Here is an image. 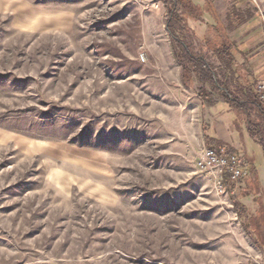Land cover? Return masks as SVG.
Segmentation results:
<instances>
[{
    "label": "rangeland",
    "instance_id": "obj_1",
    "mask_svg": "<svg viewBox=\"0 0 264 264\" xmlns=\"http://www.w3.org/2000/svg\"><path fill=\"white\" fill-rule=\"evenodd\" d=\"M214 3L262 29L253 90L264 0ZM166 20L163 0H0V264H264V187L195 166L211 146L259 170L263 151L185 88ZM201 21L188 42L218 66Z\"/></svg>",
    "mask_w": 264,
    "mask_h": 264
},
{
    "label": "trees",
    "instance_id": "obj_2",
    "mask_svg": "<svg viewBox=\"0 0 264 264\" xmlns=\"http://www.w3.org/2000/svg\"><path fill=\"white\" fill-rule=\"evenodd\" d=\"M202 1L203 4L200 5L193 0H163L169 38L174 49H180L175 53V57L182 69V81L196 90L199 98L203 100V105L208 107L223 102L230 109L242 113L248 136L260 145L264 156V106L249 83L244 82L247 79L238 74L241 68L232 54L235 45L222 34L223 25L217 21L216 26L209 29L203 38L204 45L211 48L210 51L219 61L218 66L209 63L207 58L194 51L191 42H188L195 34L189 28L188 21L201 20L210 7L208 0ZM250 108L254 109L256 119L251 116ZM205 140L208 145L206 135ZM245 159L248 162V159Z\"/></svg>",
    "mask_w": 264,
    "mask_h": 264
},
{
    "label": "crops",
    "instance_id": "obj_3",
    "mask_svg": "<svg viewBox=\"0 0 264 264\" xmlns=\"http://www.w3.org/2000/svg\"><path fill=\"white\" fill-rule=\"evenodd\" d=\"M210 1L211 2H210L209 9L202 16V19L204 20L203 23L205 26L204 30L202 31L203 35L206 36L209 29L216 26L217 21L219 23H221L224 27L222 34L225 36V38L227 40H229L230 42H233L235 45V48L232 49V54L237 59L239 65H240V68H241V70L239 71L238 74L240 76H243L244 79H247L248 75L249 76L253 75V77H254L255 76L254 75L255 70L257 69L256 66H253V65L251 66V68H252V70H250L251 73L248 74V72L246 71V66H247L246 64L249 62V59H247V60L245 59V57L248 56L247 55V49H246V47H248V46H247V43L245 40L247 39V37L249 36L250 33H253L255 31L254 34H256V32H257V34H259V32L262 31V29H260L258 27L259 24H258L257 20L254 21L251 19L249 22L246 15L242 16L241 10L236 9V8H233V10H231V11L227 10L226 13L224 14V20H222L220 15H219V11L216 7V4L214 3L215 0H210ZM193 2L196 4H200V5L203 4V2L201 0H193ZM201 20H189L188 21L189 28L195 34L197 32V22L198 21L202 22ZM249 26H253L254 28L252 30H249ZM257 75H259V74H257ZM262 78H264V74L261 75V79ZM183 86H184V84H183ZM185 88H187L188 90H192V86H185ZM253 90H254V88H253ZM197 97H198V99H200L198 95H197ZM204 135H205V131H204ZM204 139H205V136H204ZM241 156H243V155H241ZM244 158H246V157H244ZM248 163H249V168H250V175L247 178L236 183L235 186L245 187L246 185H249V186L258 185V186L264 187V168L256 170L252 166V163L249 160H248ZM236 190H238V189H236ZM239 190H241V189H239ZM242 190H244V189H242ZM247 190H248V188H247ZM252 198H253V196L250 197V195H248L246 197V200L248 201V203H247L248 205L250 204L249 202H252V200H253Z\"/></svg>",
    "mask_w": 264,
    "mask_h": 264
},
{
    "label": "built area",
    "instance_id": "obj_4",
    "mask_svg": "<svg viewBox=\"0 0 264 264\" xmlns=\"http://www.w3.org/2000/svg\"><path fill=\"white\" fill-rule=\"evenodd\" d=\"M254 91L258 100L264 106V78L255 82ZM195 166L199 170H216L220 181L236 184L250 175L247 160L234 152L204 146L195 158ZM226 189V184L220 182V191Z\"/></svg>",
    "mask_w": 264,
    "mask_h": 264
}]
</instances>
